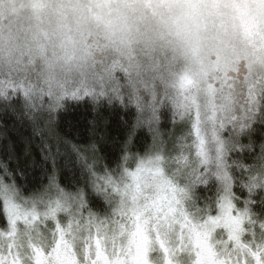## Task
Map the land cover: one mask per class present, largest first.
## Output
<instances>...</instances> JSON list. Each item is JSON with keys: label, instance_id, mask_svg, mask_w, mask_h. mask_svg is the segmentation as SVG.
Returning <instances> with one entry per match:
<instances>
[{"label": "snow or ice", "instance_id": "obj_1", "mask_svg": "<svg viewBox=\"0 0 264 264\" xmlns=\"http://www.w3.org/2000/svg\"><path fill=\"white\" fill-rule=\"evenodd\" d=\"M67 101L119 154L0 163V264H264V0H0V117Z\"/></svg>", "mask_w": 264, "mask_h": 264}, {"label": "trees", "instance_id": "obj_2", "mask_svg": "<svg viewBox=\"0 0 264 264\" xmlns=\"http://www.w3.org/2000/svg\"><path fill=\"white\" fill-rule=\"evenodd\" d=\"M122 115V112L117 114L108 110H101L98 115L90 105L67 101L65 108L56 114L54 134L45 130L43 136L27 123L14 121L10 116L0 117V163L11 169L23 167L29 175L33 172V165H37L35 172L40 177L49 149L56 153L59 148L56 158L63 165L73 146L85 150L92 144L98 149L96 156L101 163L104 158L113 160L119 154L120 142L125 136ZM51 162L49 158L47 164L50 166ZM65 172L71 175L70 169Z\"/></svg>", "mask_w": 264, "mask_h": 264}]
</instances>
